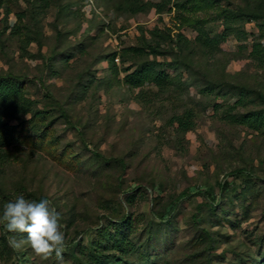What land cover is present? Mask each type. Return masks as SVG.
Returning a JSON list of instances; mask_svg holds the SVG:
<instances>
[{
  "label": "rangeland",
  "instance_id": "1",
  "mask_svg": "<svg viewBox=\"0 0 264 264\" xmlns=\"http://www.w3.org/2000/svg\"><path fill=\"white\" fill-rule=\"evenodd\" d=\"M0 86V213L50 199L67 264H264V0H0Z\"/></svg>",
  "mask_w": 264,
  "mask_h": 264
},
{
  "label": "clouds",
  "instance_id": "2",
  "mask_svg": "<svg viewBox=\"0 0 264 264\" xmlns=\"http://www.w3.org/2000/svg\"><path fill=\"white\" fill-rule=\"evenodd\" d=\"M0 225L12 234L8 236V244L14 251L29 246L41 260L47 261L54 255L57 264H67L63 255L66 240L61 215L50 199L36 201L17 195L3 205ZM16 234H26V237L17 239Z\"/></svg>",
  "mask_w": 264,
  "mask_h": 264
},
{
  "label": "trees",
  "instance_id": "3",
  "mask_svg": "<svg viewBox=\"0 0 264 264\" xmlns=\"http://www.w3.org/2000/svg\"><path fill=\"white\" fill-rule=\"evenodd\" d=\"M205 40L208 41V42L210 41V39H205ZM136 74H137V72L132 71L130 74H127V75L131 76V79H132L133 78L132 75H136ZM154 77L156 79H159L157 75L154 76ZM2 90H3V93H4L5 92L4 90H6L5 87ZM2 111L6 112V113L8 112V114L13 115V114H15L18 111V109H16V107L13 104H11L10 106L7 105V104L2 105V103L0 101V113H2ZM39 115H40V113L34 112V116L38 117ZM248 117L249 116H245V118H248ZM177 122H178V125L182 126L183 128H188V127H190L192 125L190 121L184 120L182 118L178 119ZM5 128H6V124L5 125L2 124V122L0 120V130H5Z\"/></svg>",
  "mask_w": 264,
  "mask_h": 264
},
{
  "label": "built area",
  "instance_id": "4",
  "mask_svg": "<svg viewBox=\"0 0 264 264\" xmlns=\"http://www.w3.org/2000/svg\"><path fill=\"white\" fill-rule=\"evenodd\" d=\"M90 5H92V0H86Z\"/></svg>",
  "mask_w": 264,
  "mask_h": 264
}]
</instances>
